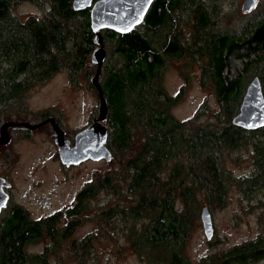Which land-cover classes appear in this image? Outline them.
<instances>
[{
	"label": "trees",
	"instance_id": "trees-1",
	"mask_svg": "<svg viewBox=\"0 0 264 264\" xmlns=\"http://www.w3.org/2000/svg\"><path fill=\"white\" fill-rule=\"evenodd\" d=\"M218 2L155 0L131 32L102 30L114 46L99 79L110 106L109 162L120 159V166L52 215L34 219L20 208L2 217L0 264L66 263L53 257L88 264L101 237H122L117 259L129 252L145 264H261L264 234L196 263L187 253L205 206L210 212L225 206L232 185L247 198L264 186V127L246 130L232 122L248 80L259 76L264 89V15L226 30ZM24 3L44 12L24 16L16 9ZM95 47L90 8L76 11L73 0H0V123L54 74L67 70L74 83L82 73L89 78L97 68L90 62ZM186 56L205 64L217 107L205 104L180 120L173 113L177 96L168 94L161 75L170 59ZM246 145L253 173L237 178L226 155ZM104 191L110 199L96 208L93 200ZM88 211L96 226L77 237ZM214 235L215 228L208 240ZM36 242L44 245L32 253L28 246Z\"/></svg>",
	"mask_w": 264,
	"mask_h": 264
},
{
	"label": "rangeland",
	"instance_id": "rangeland-1",
	"mask_svg": "<svg viewBox=\"0 0 264 264\" xmlns=\"http://www.w3.org/2000/svg\"><path fill=\"white\" fill-rule=\"evenodd\" d=\"M242 2L243 0H219L218 17L222 19L224 29L229 30L238 21H247L245 18L264 15V0H259L255 9L247 13L241 11ZM16 9L24 16L39 15L44 12V8L27 3L19 5ZM104 43L108 56L105 65L111 63L109 55L114 46L107 44L105 39ZM198 62L199 60L194 61L188 56L184 59H170L161 75L162 85L168 94L177 96L173 113L180 120L191 118L205 104H208L212 110L217 107L213 81L210 77L204 79L205 64ZM95 72L90 74L89 78H86L82 73L74 83L67 70L60 71L45 84L31 89L27 93L24 105L30 110V113L40 109H49L55 112L59 103V107L63 108L67 115L65 126L69 129L72 128V138H74L78 131L90 122L94 112L96 111L95 115L99 113L97 91L88 84ZM250 81L251 79L248 80L246 87ZM26 114H29V111ZM30 116L32 115H28L33 120L34 117ZM25 117L23 120L30 121L27 116ZM51 134L49 128H43L29 138L18 135L8 150L0 151V163L8 155L13 154L9 172L14 183L13 199L25 207L31 205L28 201H33L31 209L33 218L43 216L48 211L44 203L33 200L37 195L50 196L49 200L55 207L61 209L63 202L67 203L71 199L73 201L77 193L88 182L119 167L121 162L120 159H115L112 162L89 160L72 166V171L64 169L60 162L52 156L56 144ZM251 148V145H246L244 148L227 153L226 163L235 177L244 178L253 173ZM41 156H43L42 160ZM1 172L2 170H0ZM31 189L33 192H30ZM53 190L55 193H52ZM25 196L28 197L27 202L23 201ZM109 199L110 196L104 191L93 200L92 205H95L96 208L106 206ZM92 215V212H86L84 221L76 231L77 237L86 236L95 228L96 224L93 222L95 220ZM211 215L215 228L213 239L208 240L200 219L188 244L187 253L195 263L202 256L228 249L264 234V186L256 189L251 198H247L232 185L226 205L213 209ZM117 231L119 233V229ZM119 239L117 242L103 237L95 240L96 254L88 257V264H145L136 255L129 252L117 259L116 251L120 246L126 245L122 237ZM43 245L44 242H36L30 244L28 250L32 253L40 252ZM56 259L57 257H53V262L76 264L73 258L68 261H57ZM261 264H264V260Z\"/></svg>",
	"mask_w": 264,
	"mask_h": 264
},
{
	"label": "water",
	"instance_id": "water-1",
	"mask_svg": "<svg viewBox=\"0 0 264 264\" xmlns=\"http://www.w3.org/2000/svg\"><path fill=\"white\" fill-rule=\"evenodd\" d=\"M155 0H73V7L76 11L90 8V27L95 35L96 47L91 54V62L97 66L91 82L99 91V114L95 121L78 131L75 136V144L72 150L63 137L58 136L62 160L67 165H80L87 160L107 162L113 158L112 152L107 147L108 138L107 126L104 120L108 114L107 98L103 94L99 81L100 75L107 58V51L104 43L102 30L110 29L125 34L134 30L144 22L152 3ZM259 0H243L241 11L247 13L255 9ZM233 124L246 130H258L264 127V89L259 76H255L248 84L243 95L239 111L234 115ZM9 125H27L24 123H7L0 136V144L7 143L10 138L7 134ZM34 129L38 125L32 126ZM4 131V132H3ZM8 195L2 190L0 182V212L6 205ZM201 221L204 233L208 239L214 234V223L210 209L205 206L201 212Z\"/></svg>",
	"mask_w": 264,
	"mask_h": 264
},
{
	"label": "flooded vegetation",
	"instance_id": "flooded-vegetation-1",
	"mask_svg": "<svg viewBox=\"0 0 264 264\" xmlns=\"http://www.w3.org/2000/svg\"><path fill=\"white\" fill-rule=\"evenodd\" d=\"M40 85H43V84H40ZM40 85H38V86H40ZM91 86L97 91L98 97L100 99L99 91L93 85L92 82H91ZM36 87H34V88H36ZM102 90H103V87H102ZM103 94H104V90H103ZM104 96L107 98V96L105 94H104ZM25 100H27V99H25ZM107 100H108V98H107ZM107 103H108V101H107ZM108 107H109V110H108L107 118L104 120V123L107 126L108 138H109V124H108V118H109V112H110L109 104H108ZM27 111H29V114H26ZM71 111H72V109H71ZM13 113H14V115L10 119L4 120L0 123V136H1V133L3 130V127L9 122L24 123V124H29L31 126L9 125L7 127V134L6 135H8V137L10 138V141L7 143L0 144V151L8 150V147L11 145L12 142H14L15 137L18 135L22 136L23 138H29L32 134L36 133L37 131L42 130L43 128H49L52 132L51 137L54 139V142L56 144L55 152L52 153V156L54 157V159L58 160L64 169H69L72 171V166H77V165H72V163L70 165H67L66 163L63 162L62 155L60 153V148H59L60 145L56 141L58 136L63 137L64 141L68 142V146L70 147L71 150H72V146L75 144V137L72 138V128L69 129L67 126H65V119H66L67 115L65 113V110L63 108L59 107V103H58V109L55 112H52V110H49V109H40V110L32 111L30 113V110L28 108H26L24 105L23 108L14 109ZM95 113H96V111L94 112L90 122L86 126L90 125L91 123H93L95 121L96 117L98 116V115H95ZM28 115H32L30 117H32V118L34 117L33 120L30 119L28 117ZM25 116H27V119H30V121L29 120H23V118H26ZM34 125H38V127L34 129L32 127ZM108 138H107V142H108ZM107 142H106V145H107ZM107 147H108V145H107ZM5 153H6V151H5ZM12 157H13V154H10L5 158L4 161H2L0 163V165H1L0 170H2V172L0 173V182L2 183V190L8 195L7 203L5 206L2 207L1 212H0V220L2 219V217L9 215L12 212H14L15 210H18L20 208H22V210L23 209L27 210L30 213V216L33 218V215L31 212L33 201H28L27 196L23 197L24 202L28 201L31 204L28 207H25L23 204H21L20 202H16L13 199L14 198V193H13L14 183H13L12 178L10 177V173H9L11 170V166H12V165H10ZM40 159L42 160L43 156H41ZM87 161H89V160H87ZM56 178H57V176H56ZM30 192H33V189H31ZM52 193H55V190H53ZM26 195H28V192H26ZM49 199H50V196H44V195H37L35 198H33V200H39V203H44V206L46 208H48V211H46L45 215L40 216L38 218H34V219H39V218L44 217V216L52 215V214H54L60 210V208L55 207V205ZM71 203H72V199L67 203L63 202L62 208H65L68 205H71Z\"/></svg>",
	"mask_w": 264,
	"mask_h": 264
}]
</instances>
